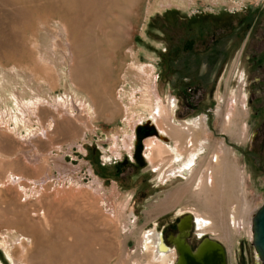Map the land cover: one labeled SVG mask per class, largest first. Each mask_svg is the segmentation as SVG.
Returning <instances> with one entry per match:
<instances>
[{
  "label": "rangeland",
  "instance_id": "obj_1",
  "mask_svg": "<svg viewBox=\"0 0 264 264\" xmlns=\"http://www.w3.org/2000/svg\"><path fill=\"white\" fill-rule=\"evenodd\" d=\"M261 37L264 0H0V264H160L146 234L193 212L227 264H260ZM156 108L168 146L191 127L184 156L150 161Z\"/></svg>",
  "mask_w": 264,
  "mask_h": 264
},
{
  "label": "bare ground",
  "instance_id": "obj_2",
  "mask_svg": "<svg viewBox=\"0 0 264 264\" xmlns=\"http://www.w3.org/2000/svg\"><path fill=\"white\" fill-rule=\"evenodd\" d=\"M46 56V55H45ZM48 58V57H47ZM49 60V59H48ZM25 78V77H24ZM24 78H22L23 80L22 81H24V82H26L25 80H24ZM28 78V77H27ZM29 83H30V80H29ZM30 86V85H29ZM27 88V87H26ZM25 90V89H24ZM71 95L70 96H72V99H74V101H76V102H79V103H82L83 105H86V101H87V99H88V97H86V96H82V95H78L77 96V94L76 93H70ZM2 95H3V93H2ZM19 94H17V96L15 95V94H13V99H14V103H15V105H16V109L20 112H23L21 109H23L22 107V104H21V96L19 97L18 96ZM0 96H1V94H0ZM69 96V95H68ZM154 97L156 98V101H155V105L157 106L158 105V103H157V101H158V96H157V93L156 94H154ZM2 98V97H1ZM3 99V98H2ZM1 99V100H2ZM89 100V99H88ZM4 101H5V99H4ZM236 101V100H235ZM235 101H231V107H233V105L234 104H236L237 102H235ZM242 105L244 106L245 105V100H244V98H243V102H242ZM176 103H175V100L173 99L172 101H171V103L169 104V111H168V115H167V121H168V123L170 124V123H172L171 121L173 120V118H174V110H175V108H176ZM158 107V106H157ZM234 108V107H233ZM155 112V113H154ZM154 112L151 110V118L148 120L149 121V123H150V125L151 126H154L155 125V127H156V129H157V131H158V133L160 134V136H161V138H160V140H159V137H157V138H154L155 140L154 141H147L146 143H144V146L146 147V149L149 151V155H150V161L151 162H153L154 161V156H155V154L156 155H158V157H161V155H163V154H167V155H169V157H170V159L169 160H171L172 158H174V157H177V156H179V157H182V156H184L183 155V153L182 152H184L183 150L184 149H182V144H185V141H184V139H183V134L185 135V138H186V136L187 137H189L190 136V131H191V127H189V126H187V125H184L183 127H179V130H175V127L173 128L172 127V125H170V129H174L175 131H176V133H178L179 134V136L180 137H178V138H173L174 139V141L172 140V143H173V147L172 146H168L166 143H164V142H167V138H169V137H171L170 136V134L169 133H167V131L166 130H164V131H162L161 129H160V126H159V119H160V116H159V114H160V109L159 108H156L155 110H154ZM5 113H9V115H10V117H11V119L13 120L15 117H16V119H17V122L19 123H22V117L23 116H21V117H18L17 116V114H16V116H15V114H13V112L11 111L10 112V110L9 109H7L6 108V111H5ZM154 113V114H153ZM22 118V119H21ZM163 120H161V122H162ZM19 123V124H20ZM153 123V124H152ZM17 124V123H16ZM198 125V123H194L193 124V126L192 127H196ZM20 126V125H19ZM22 126V125H21ZM19 128V127H18ZM46 132V131H45ZM173 134V133H172ZM192 135V134H191ZM169 136V137H168ZM164 137H167L166 139L164 138ZM191 137V136H190ZM190 137H189V139H190ZM134 138V136H132V137H130V141L132 140ZM188 140V139H187ZM163 141V142H162ZM183 141H184V143H183ZM191 142L192 144H193V141L192 140H188V142ZM195 143V142H194ZM196 146V145H195ZM192 147V146H191ZM194 147V146H193ZM195 147H194V149L193 150H191L192 152H194L195 151ZM171 151H173L171 154H170V152ZM189 152L190 151H188V153L186 154L187 156L189 155ZM167 157V156H166ZM165 158V157H164ZM161 160V159H160ZM212 160V167L213 168H217L219 165V161H218V157L216 156V155H214L213 156V158L211 159ZM190 167H191V162H189V163H187V164H184L181 168H179V169H177V170H175V171H173V169L170 171L171 173L167 176L168 178H169V182L170 181H172V180H177V179H181V178H185L186 177V175H188L189 173H190ZM213 173H214V171H213ZM213 173H212V175H213ZM240 181H242V176H240ZM205 180L206 181H208L207 183H210L211 185H212V182H213V180H212V178H211V175H207L206 176V178H205ZM205 181V182H206ZM202 183V182H201ZM194 215V216H193ZM193 221H192V232H191V236L193 235H195L196 236V238L197 239H200V238H202L203 236H205L206 235V231L207 230H209V229H211V228H206V224H205V222H204V218H203V216H201L200 214H199V212H193ZM252 219V218H251ZM232 223H234V219H233V221H231ZM239 226V225H238ZM240 227H242V224H241V226ZM145 238H147V239H149V241H150V246H151V248H152V250H151V254L153 255V257L154 258H156L157 259V261L158 262H161L160 264H162V263H164L165 264V262L168 260V259H170V262H173L174 264H175V262H176V260H177V254H176V252H175V250L174 249H171V248H169V250H166V248L164 247V244H163V241H164V239L162 238V236L161 235H159V234H156V233H147L146 234V236H145ZM191 238V237H190ZM13 239V238H12ZM19 240V239H18Z\"/></svg>",
  "mask_w": 264,
  "mask_h": 264
},
{
  "label": "water",
  "instance_id": "obj_3",
  "mask_svg": "<svg viewBox=\"0 0 264 264\" xmlns=\"http://www.w3.org/2000/svg\"><path fill=\"white\" fill-rule=\"evenodd\" d=\"M193 216L183 214L176 223V235L164 239L166 250L174 249L177 254L175 264H227L223 246L206 236L197 239L191 246L190 237ZM251 245L260 264H264V203L251 219Z\"/></svg>",
  "mask_w": 264,
  "mask_h": 264
},
{
  "label": "flooded vegetation",
  "instance_id": "obj_4",
  "mask_svg": "<svg viewBox=\"0 0 264 264\" xmlns=\"http://www.w3.org/2000/svg\"><path fill=\"white\" fill-rule=\"evenodd\" d=\"M248 41V40H247ZM246 41V43H247ZM256 42L253 43V46H254V55L250 56V57H247L248 60L251 59V66H256L259 67V69H262L263 66H262V59H264V50L261 49L260 46H264V38L261 37V38H255ZM253 42V41H252ZM179 218V217H177ZM177 222V220H176ZM176 222L174 223H171V225H164L161 227V234L164 236V238H168L170 235H176ZM191 244V243H190ZM192 246V244H191ZM193 247V246H192Z\"/></svg>",
  "mask_w": 264,
  "mask_h": 264
},
{
  "label": "trees",
  "instance_id": "obj_5",
  "mask_svg": "<svg viewBox=\"0 0 264 264\" xmlns=\"http://www.w3.org/2000/svg\"><path fill=\"white\" fill-rule=\"evenodd\" d=\"M146 129H147V128H146ZM141 131H142V134L140 133ZM136 132H137V135H138V136H137V139H138V140H140V136H145V135L149 134V132H144V129H143V130H142V129H141V130H140V129H137ZM138 137H139V138H138Z\"/></svg>",
  "mask_w": 264,
  "mask_h": 264
},
{
  "label": "crops",
  "instance_id": "obj_6",
  "mask_svg": "<svg viewBox=\"0 0 264 264\" xmlns=\"http://www.w3.org/2000/svg\"><path fill=\"white\" fill-rule=\"evenodd\" d=\"M155 126V125H154Z\"/></svg>",
  "mask_w": 264,
  "mask_h": 264
}]
</instances>
